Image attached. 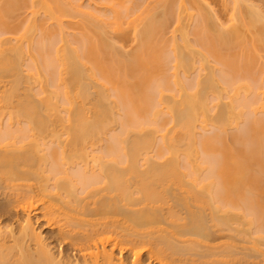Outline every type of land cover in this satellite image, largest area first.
Wrapping results in <instances>:
<instances>
[{
  "label": "bare ground",
  "instance_id": "bare-ground-1",
  "mask_svg": "<svg viewBox=\"0 0 264 264\" xmlns=\"http://www.w3.org/2000/svg\"><path fill=\"white\" fill-rule=\"evenodd\" d=\"M97 1L0 0V264H264V3Z\"/></svg>",
  "mask_w": 264,
  "mask_h": 264
},
{
  "label": "rangeland",
  "instance_id": "rangeland-1",
  "mask_svg": "<svg viewBox=\"0 0 264 264\" xmlns=\"http://www.w3.org/2000/svg\"><path fill=\"white\" fill-rule=\"evenodd\" d=\"M72 1L76 2V0H72ZM79 1H81V2H80V5L82 4L83 6L81 5V7H83L84 9H85L86 6H88L87 8L90 7V9H93L94 12H96V13H101V12H99L100 10H97V8H98V6H99L100 4L97 5L96 3H100L99 1L95 0V2H94V0H91V1H93V2L95 3V4H94L93 2L91 3L90 0H89L90 2H88V0H78V4H79ZM82 1H83V2H82ZM251 1H252V0H251ZM253 1H255L254 3H258V5H259L260 2H261V4H260L261 6H262V4L264 3V0H253ZM87 4H90V6L87 5ZM263 6H264V4H263ZM263 6H262V7H263ZM94 7H95V8H94ZM96 7H97V8H96ZM216 8H218V7L214 6V9H215V10H216ZM95 9H96V10H95ZM98 9H102V8H100V6H99ZM217 10H220V12H219V11H216L218 15L215 13V14L217 15V17H218V20H219V21L221 20V21H220L221 24H224V25H225V24H226L225 22H227L226 20H228L227 17H229V16H228L229 13H227L228 15H225L226 13H224V12H225L226 10L223 11V12H222V10H224V9H217ZM97 11H98V12H97ZM218 12H219V13H218ZM226 12H228V10H227ZM23 14L26 15V13L23 12V13L21 14V18H23V17L25 16V15L23 16ZM219 17H220V19H219ZM222 22H223V23H222ZM171 24H173V23L170 22V24H168V25H171ZM227 24H228V23H227ZM171 26H172V25H171ZM166 30H168V26H167ZM170 30H171V29H170ZM166 33H167V31H166ZM168 34H169V33H168ZM129 41H130V42H129ZM129 41H128V43H126L127 41L125 42L126 44H124V45H126V46L123 47V50H124V51H125V49H126V50L132 49V48H134V46H135V42H134V41H131V40H129ZM122 45H123V43H122ZM32 218L36 219L35 216H33V214H32ZM34 219H33V220H34ZM38 225H39V224H36V223H35V226H37L38 230H40V229L42 230V231H41V230H40V231L42 232L43 236L45 235V237H49V236L52 234V231H51V230H50V231H51V232H50V231H48L49 229H47V228L40 227V226H39V227H40V228H39ZM47 231H48V232H47ZM48 233H49V234H48ZM48 239H49V238H48ZM69 249H70V248H69ZM69 249H68L67 251H69ZM70 250H71V249H70ZM67 253H68V252H67ZM69 254H70V255L72 254V255H73V256H72L73 258H74V257H77V256H74V255L77 254V253H75L74 250H73V251H69Z\"/></svg>",
  "mask_w": 264,
  "mask_h": 264
}]
</instances>
